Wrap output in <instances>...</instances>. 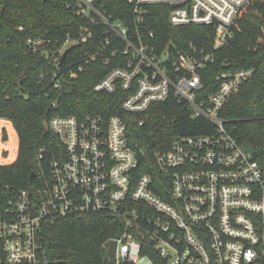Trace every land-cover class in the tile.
I'll use <instances>...</instances> for the list:
<instances>
[{
    "label": "built area",
    "instance_id": "obj_1",
    "mask_svg": "<svg viewBox=\"0 0 264 264\" xmlns=\"http://www.w3.org/2000/svg\"><path fill=\"white\" fill-rule=\"evenodd\" d=\"M251 1L128 3L139 20L159 5L169 10L173 26L214 25V47L218 48L230 43L237 17ZM76 9L83 16L95 13L107 26L106 34L125 40L132 49L126 66L112 69L95 90L112 93L122 86L130 92L124 109L136 113L167 101L174 92L192 117L211 123L202 128L210 132L180 134L170 145L162 143L155 150V161L164 175L160 186L169 190L167 199L154 191L157 184L151 173H137L139 157L121 116H53L50 127L62 151L49 162L50 182L45 189L35 195L20 190L0 210L5 253L1 264H51L46 229L63 218L87 213L123 219V233L108 243H118V264H155L143 254L145 239L166 264H264V130L261 144L243 142L229 127L236 121L224 113L232 96L253 77L254 69L229 67L219 72L216 90L200 98L202 72L214 62L212 53L174 54L170 44L162 50L143 42L137 45L129 38L128 27L99 9L96 0H77ZM138 35L142 39L140 31ZM86 39L84 34L66 43L75 45ZM53 106L58 105L54 102Z\"/></svg>",
    "mask_w": 264,
    "mask_h": 264
},
{
    "label": "trees",
    "instance_id": "obj_2",
    "mask_svg": "<svg viewBox=\"0 0 264 264\" xmlns=\"http://www.w3.org/2000/svg\"><path fill=\"white\" fill-rule=\"evenodd\" d=\"M96 5L113 20L122 21L137 45L143 42L162 50L170 44L174 54L198 55L201 50L212 53L214 62L202 72L200 98L216 90L219 72L229 67L253 68V77L232 96L224 113L236 121L229 127L237 138L251 145L261 144L264 0H252L240 11L230 43L218 48L214 47V25L173 26L169 10L159 5L142 20L136 17L128 0H97ZM76 8L77 0H0V150L4 155L0 162V210L20 190L35 195L50 182L49 162L62 151V143L50 127L55 115L121 116L128 125L130 145L139 157L137 173H151L157 184L154 191L167 199L169 190L160 186L164 175L155 161V150L162 143L170 145L180 134L210 132L202 128L211 123L192 117L174 92L167 101L136 113L124 109L123 101L130 92L122 86L112 93L95 90L96 83L112 69L126 66L132 49L125 40L106 34L107 26L95 13L83 16ZM150 31L155 32L154 37L149 36ZM84 34L85 41L64 49L68 38L81 39ZM62 49L67 55L60 62ZM56 82L60 88L55 87ZM123 231V219L110 214L63 218L45 232L51 264H109V240ZM144 242L143 254H148L155 264H166L149 240ZM0 259L5 260L1 241Z\"/></svg>",
    "mask_w": 264,
    "mask_h": 264
},
{
    "label": "water",
    "instance_id": "obj_3",
    "mask_svg": "<svg viewBox=\"0 0 264 264\" xmlns=\"http://www.w3.org/2000/svg\"><path fill=\"white\" fill-rule=\"evenodd\" d=\"M67 51H64L63 54L61 55L59 61L63 62L64 59L66 58ZM34 175V173L32 174ZM117 241L113 240L110 242L108 249H107V256L109 258V264H118V259H117ZM2 263V260L0 259V264Z\"/></svg>",
    "mask_w": 264,
    "mask_h": 264
},
{
    "label": "rangeland",
    "instance_id": "obj_4",
    "mask_svg": "<svg viewBox=\"0 0 264 264\" xmlns=\"http://www.w3.org/2000/svg\"><path fill=\"white\" fill-rule=\"evenodd\" d=\"M96 1H97V0H96ZM69 45H70V43H68V42L65 43V45H64V49L67 48ZM63 51H64V50H63ZM62 54H63V53H62ZM62 54H61V55H62ZM13 145H14L13 143L9 144L10 149H12V146H13ZM9 152H10V151H9ZM3 157H4V155L2 154V152H1V150H0V162L3 161Z\"/></svg>",
    "mask_w": 264,
    "mask_h": 264
}]
</instances>
